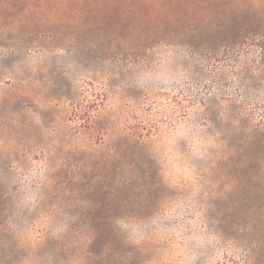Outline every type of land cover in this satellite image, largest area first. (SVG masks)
I'll list each match as a JSON object with an SVG mask.
<instances>
[{
	"label": "rangeland",
	"instance_id": "obj_1",
	"mask_svg": "<svg viewBox=\"0 0 264 264\" xmlns=\"http://www.w3.org/2000/svg\"><path fill=\"white\" fill-rule=\"evenodd\" d=\"M0 264H264V0H0Z\"/></svg>",
	"mask_w": 264,
	"mask_h": 264
}]
</instances>
